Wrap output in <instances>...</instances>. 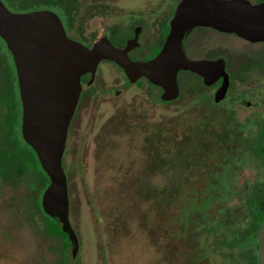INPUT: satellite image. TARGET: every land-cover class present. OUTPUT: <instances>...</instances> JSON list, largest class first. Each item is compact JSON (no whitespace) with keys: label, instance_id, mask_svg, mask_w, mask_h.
I'll return each instance as SVG.
<instances>
[{"label":"rangeland","instance_id":"374dc122","mask_svg":"<svg viewBox=\"0 0 264 264\" xmlns=\"http://www.w3.org/2000/svg\"><path fill=\"white\" fill-rule=\"evenodd\" d=\"M45 2L49 7L56 4L53 9L63 15L61 5ZM5 3L12 8L11 3ZM98 69L89 85L94 93L85 95L76 116L84 170L79 180L70 177L71 221L81 244L72 264H240L237 254L225 256L228 246L215 249L217 239H222L221 224L229 222L227 230L235 229L232 209H226V204L243 205L242 196L215 195L233 186L235 177L206 173L200 187V165L176 175L167 166L172 165L164 152H173L175 145L188 139L185 128L194 126L195 115H186L182 99L150 102L147 86L122 87L121 74L105 61ZM159 128L166 131V141L160 144V157L156 151L151 159V138ZM257 149L251 148V152ZM237 156V165L242 166V154ZM206 161L214 160L206 156ZM256 167L251 162L242 177H254ZM170 179L175 185L181 181L173 203L165 196ZM21 182L0 189V264H62L60 238L44 234L38 215L37 226L26 220L29 192L27 181ZM182 205L198 213L193 227L201 233L188 225L187 232L178 234ZM182 223L185 226L187 221L182 219ZM49 230L54 233L57 228L51 225Z\"/></svg>","mask_w":264,"mask_h":264},{"label":"flooded vegetation","instance_id":"af4514ba","mask_svg":"<svg viewBox=\"0 0 264 264\" xmlns=\"http://www.w3.org/2000/svg\"><path fill=\"white\" fill-rule=\"evenodd\" d=\"M2 1L5 3L12 0ZM53 1L63 7V15L53 9L56 4L51 7H36L28 10H18L13 6L9 8L6 3L5 5L14 12L50 9L59 16L69 38L90 47L100 37L106 36L114 47L126 48L130 60L144 62L153 59L161 50L166 37L172 30V22L178 14V7L183 0ZM248 1L252 4L264 2V0ZM181 47L188 59L202 61L201 70H203V74L189 69H178L176 81L179 93L177 97L169 100L162 99V87L152 83L145 76L130 81L124 68L112 60L103 59L100 62L105 61L121 74L122 87L127 88L134 85L136 88H141L143 85L147 86L150 89L148 96L150 102L158 99L162 102L173 103L182 99V108L186 115H190L191 112L195 115L193 118L194 126L185 128L188 132L197 129L199 135H206L205 139L212 132L221 137L224 134L229 141L220 144L237 148L238 151H232V154L234 152H237V155L242 154L243 163L241 162L242 166L240 167L231 165L227 168V170H233L235 167L234 173L224 174L227 177L234 176L235 184L230 185L222 193L217 192L216 195L242 196L264 178V169L260 166V161L254 157V153L251 152V148L264 146V42L251 41L234 32L221 31L212 26L195 25L184 33L181 39ZM10 56V61L14 66L11 53ZM98 71L97 65L91 81H89L90 73H84L80 77L82 88L69 121L65 148L61 158L67 180L68 217L78 243L77 253L70 261L67 234L63 231L66 234L65 238L60 233L47 235L60 238L58 252L61 253L59 260L62 264H72L80 254V240L71 221L70 177L73 175L74 181H76L83 175L84 165L79 156L80 140L78 139L79 129L76 116L85 95L89 96L94 93V89L89 85L95 80ZM205 72L206 74L209 73L207 78ZM89 89H91L90 93H88ZM154 135L150 142L151 159H155L154 153L156 152ZM199 152L204 156V150ZM251 162L257 166V172L254 177L249 179L246 178L248 176L242 177L243 170ZM212 163L202 162L200 164L202 176L206 175L205 171H208V166ZM201 180L203 179L200 178L199 181L201 182ZM7 185L14 187L12 183H3L0 180V189ZM167 190V193L173 192L172 184ZM26 220L34 223L29 220V217ZM168 231L169 236L172 237V230L168 229Z\"/></svg>","mask_w":264,"mask_h":264},{"label":"water","instance_id":"95a60500","mask_svg":"<svg viewBox=\"0 0 264 264\" xmlns=\"http://www.w3.org/2000/svg\"><path fill=\"white\" fill-rule=\"evenodd\" d=\"M195 25L212 26L264 42V2L183 0L159 53L140 62L130 60L126 48L114 47L106 36L90 47L69 38L59 16L50 9L14 12L0 0V38L15 67L21 102L20 133L49 179L41 197L42 209L67 234L70 261L77 253L78 243L69 222L67 180L61 158L82 88L81 75L90 73L91 81L98 63L108 59L123 67L130 81L145 76L162 87V99L175 98L179 93L178 69L203 74L202 61L188 59L181 47L184 33ZM255 237L257 262L264 264V219Z\"/></svg>","mask_w":264,"mask_h":264},{"label":"trees","instance_id":"16d2710c","mask_svg":"<svg viewBox=\"0 0 264 264\" xmlns=\"http://www.w3.org/2000/svg\"><path fill=\"white\" fill-rule=\"evenodd\" d=\"M45 1L46 0H12L9 3H11L15 9L28 10L36 7H48V2L45 4ZM10 58V52L6 48L5 42L0 38V180L3 183H12L14 187L23 183L21 182L22 180H26L29 194L27 195L25 205L26 211L29 213V220L37 225L35 216L38 215L42 221L41 229L45 235L60 233V235L65 238L66 234L60 230L56 221L43 211L41 206V194L49 183V179L42 170L34 150L23 140L20 133L21 102L18 94L16 72ZM165 132V130L159 128L155 137V142L158 143L155 151H158L159 157V151L161 149L160 144L166 141L164 137ZM187 134H189L187 136L188 139L184 138L185 140H181V144L175 145L173 152L169 151L167 148V151L164 152L167 163L169 162L174 168L176 167V169H173L172 166L167 164L169 168L175 171V175L177 172L188 170L193 166L200 165L202 162L207 163L206 156L214 160L212 161L213 163L208 166V171H205L207 174L211 173L212 176L228 173L229 170H227V168L231 165L240 167V165H237L238 162H236L238 158L240 159V157L237 156V152L232 154V151H238V149L220 144L221 142L229 141L224 134H222L223 137H221L215 132L210 133V135L206 133L209 136L206 139V135H199L197 129L191 130ZM185 142L188 143L185 144ZM257 148V151L254 150V157L260 161V166L264 169V146ZM201 150H204V156L200 154L199 151ZM235 167L233 170H235ZM205 176L206 175L201 177V179H203L200 182L201 185ZM170 181L171 179L168 182ZM176 183L178 184L175 185L173 181L170 182L173 192L165 195L167 202H175L178 199L176 195L178 185L181 181ZM218 195L219 194L216 196ZM242 197L244 198L243 205L235 204L229 206L225 203L226 209H232L231 216L234 217L231 220L234 221L233 224L235 229L234 231L227 230L229 222L222 223V232L220 231L222 239H217L215 249L217 246H228L230 250L224 252L225 256L237 254V256L241 258L238 259L240 264H258L255 233L264 219V178L244 195L242 194ZM180 210L178 223L180 222L181 225L179 226L178 234L181 236V234L187 232L188 225L192 226V228L197 231V228L193 227V220L198 217V213L192 209L189 210L184 208V205H182ZM185 211L188 213L186 216L184 214ZM182 219L187 221L185 226L182 223ZM51 225L57 228L56 232L53 233L49 230ZM210 228L212 230H217L215 226ZM197 232L201 233V230L199 229ZM194 233L195 232H193V235H195ZM199 248L203 250L206 247L202 246ZM218 252L223 253L221 250Z\"/></svg>","mask_w":264,"mask_h":264}]
</instances>
